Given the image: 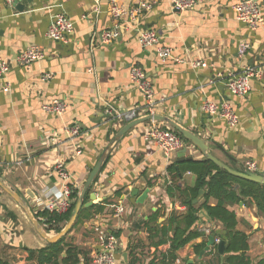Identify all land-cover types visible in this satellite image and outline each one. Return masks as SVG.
<instances>
[{
    "label": "crops",
    "instance_id": "obj_1",
    "mask_svg": "<svg viewBox=\"0 0 264 264\" xmlns=\"http://www.w3.org/2000/svg\"><path fill=\"white\" fill-rule=\"evenodd\" d=\"M15 1L0 0V49L11 64L9 91L0 80V174L35 212L42 210L45 193L60 187L55 170L58 161L65 163L69 184L81 191L104 149L127 121V116L116 120L115 112L129 115L143 107L145 97L130 79L133 66L144 69L151 80L160 103L158 113L205 137L210 151L230 167L241 169L254 162L257 172L264 173V81L254 79L246 96L231 95L225 84L245 66L264 69V24L251 30L238 20L233 6L240 0H199L187 10L161 0L144 12L139 24L126 19L121 36L108 45H101L99 36L114 26L110 0H100L98 12L94 0H20L22 8ZM119 1L132 7L139 0ZM255 1L264 14V0ZM62 12L74 23L66 43L47 37L50 24ZM137 26L155 30L159 45L172 48V56L164 61L156 46L142 47ZM242 41L250 43L243 55L238 51ZM32 45L41 46L45 57L30 68L18 64V54ZM194 60L207 65L194 67ZM46 72L53 74L51 79L42 78ZM222 99L229 100L238 113L236 127L203 111L206 101ZM55 100L68 105L62 115L42 108ZM148 122L121 138L96 182L92 190L97 194L95 204L104 205L103 211L85 218L66 235L68 243L90 251L91 256L98 247L95 220L107 231L120 234L116 264H128L130 242L138 246L142 264L160 258L170 248L169 243L149 247L148 233L141 226L157 209L165 215L186 209L173 202L165 188L170 182L168 167L181 155L175 152L167 157L153 141L145 140L143 130ZM68 126H78L80 134L71 136ZM50 134L55 135L54 140L46 138ZM186 156L205 158L191 144ZM195 182L196 175L186 172L181 184L193 186ZM203 201L202 195L197 203ZM216 203V199L210 200V204ZM115 204H122L125 214L117 216ZM230 209L236 212L237 228L249 234L248 255L257 264L264 257V217L255 205L240 203ZM202 218L201 229L213 224ZM203 240L199 237L180 249L177 264L201 259L203 256L196 257L195 245ZM48 244L25 210L0 189V258L12 264H35L28 259L29 250Z\"/></svg>",
    "mask_w": 264,
    "mask_h": 264
},
{
    "label": "trees",
    "instance_id": "obj_2",
    "mask_svg": "<svg viewBox=\"0 0 264 264\" xmlns=\"http://www.w3.org/2000/svg\"><path fill=\"white\" fill-rule=\"evenodd\" d=\"M180 136L182 135L180 134ZM185 141L189 143L187 140ZM186 172H192L196 175V182L193 186L181 184ZM168 173L170 174V182L165 187L166 192L173 202H180L186 209L174 211L170 215H165L161 209H157L143 221L141 228L148 233L149 247L159 248L163 244H170L167 252L161 254L158 259L154 258L149 264H177L178 251L195 239L204 237L201 243L195 245V253L198 258L205 250L211 236L219 237L225 241L223 255L219 253L217 244L214 243L201 259H196L193 262L184 259L182 263L253 264L248 255L249 234L237 228L239 221L236 212L231 210L230 206L241 202L255 205L258 214L264 217V184L234 176L206 158L175 161L169 165ZM71 190V197L76 200L80 190L72 184ZM201 190L204 191V201L200 204L195 203L194 200L200 195ZM90 192L91 190L86 194V200L89 199ZM211 199H216L217 203L215 205L210 204ZM74 204L75 202L70 210L64 213L47 209L34 211V213L47 232L57 233L65 226ZM103 209L104 205L101 204L82 208L73 229L85 218L91 219ZM202 210L207 211L208 220H212L214 225L209 233L199 227L204 220L200 216ZM161 217L165 219L160 221ZM112 233L116 237L120 236L117 231ZM66 238L67 236H64L59 241L49 243L41 249L29 250L28 259L34 261L35 264H91L90 251H86L76 244L68 243ZM137 248L138 246L132 242L128 245V264H142ZM0 264L12 263L0 258ZM257 264H264V257Z\"/></svg>",
    "mask_w": 264,
    "mask_h": 264
},
{
    "label": "built area",
    "instance_id": "obj_3",
    "mask_svg": "<svg viewBox=\"0 0 264 264\" xmlns=\"http://www.w3.org/2000/svg\"><path fill=\"white\" fill-rule=\"evenodd\" d=\"M160 1L161 0H139L134 6L126 7V5L119 0H110L109 13L114 20V26L105 29L100 33L99 43L101 45L113 43L121 36L124 30L123 28H126V25L124 24L126 19L132 24H139L140 18L144 12L152 9V7ZM198 1L199 0H170L172 6L178 10L193 9ZM94 2V10L95 12H98L100 0H94ZM233 9L236 13L237 19L246 24L251 30H257L264 24V14L261 11L259 3L255 0H240L233 6ZM136 29L142 47L156 46L159 57L164 61L172 56V48L159 45L160 36L155 30L140 28V26H137ZM73 31V21L67 13L62 12L59 13L55 20L50 24L47 31V37L54 41L66 43L68 42L69 35ZM249 48L250 43L242 41L239 44L238 51L243 55ZM44 57V49L39 45H32L18 54L16 60L18 64L30 68L34 62L41 60ZM191 64L194 67L207 65L206 62L200 60H194ZM10 70L11 64L9 60L3 56L0 49V80L5 81L2 86L5 91L10 90V83L7 79ZM52 76L53 74L50 72L42 74L44 80H49ZM219 76H221V74ZM130 79L132 84H134L145 97V104L143 107L133 110L132 113L136 116L158 113L160 103L155 97L152 82L148 78L144 69L139 66H133L131 68ZM254 79L264 81V69L248 65L243 68L241 73L231 74L225 84L231 95L246 96L252 89V81ZM67 106L68 105L65 101L55 100L50 103H45L42 108L46 112L62 115L66 111ZM202 109L210 115L224 118L230 127H236L240 121V117L233 104L226 99H222L220 102L206 101ZM109 112L111 113V111ZM114 115L116 120L122 121L128 114L126 112H115ZM66 131L74 137L80 134V128L78 126H68L66 127ZM54 136V134H50L47 135L46 138L54 140ZM143 137L145 140L153 141L167 157H171L175 152L188 149V146H190V144L187 143L171 126L154 120L148 122L145 126ZM77 152L80 153L81 151L78 149ZM248 169L256 172L257 166L254 162H249ZM55 170L60 180V187L57 188L55 186L48 190L45 193L44 198L41 199L40 205L42 209L64 213L70 210L76 200L71 197V184L68 182L69 172L66 169L65 163L63 161H58L55 164ZM112 207L117 216L125 214L126 208L122 204H115ZM93 223L98 247L91 256V264H116L117 254L120 249L119 238L112 232L107 231L106 227L100 221L98 224L95 223V221ZM213 226L214 225L212 224L203 230L206 233H209ZM220 241L221 239L219 237L215 238L216 244Z\"/></svg>",
    "mask_w": 264,
    "mask_h": 264
},
{
    "label": "water",
    "instance_id": "obj_4",
    "mask_svg": "<svg viewBox=\"0 0 264 264\" xmlns=\"http://www.w3.org/2000/svg\"><path fill=\"white\" fill-rule=\"evenodd\" d=\"M20 0H16L19 4ZM19 8H22V5H18ZM126 123L122 125L115 133L113 139L109 142V144L104 149L103 153L97 160L96 164L90 171L83 188L79 192V196L75 201L73 210L69 216V219L67 220L65 226L63 229L57 233L47 232L43 225L40 223L38 218L36 217L34 210L31 208V206L28 204L26 199L12 186H10L6 180L0 175V187L8 193L26 212L29 219L34 224L35 228L37 229L38 233L48 241V243H55L62 239L64 236L68 235L69 232L73 229L75 226L79 215L81 213L82 208H90L95 204V201L97 199L96 192L92 191L94 189V186L96 182L98 181L104 167L109 161L110 155L113 152L114 148L118 144V142L121 140V138L132 128L135 126L145 123L148 121H158L165 123L169 126H171L174 130L178 131L185 140L189 142V144L193 145L202 155L211 161H213L219 168L224 169L231 173L234 176L241 177L243 179H247L250 181L258 182L261 184H264V173H259L252 171L248 169V167L243 166L241 169H235L230 167L228 164L220 160L218 157H216L211 151H210V143L209 141L201 136L196 131L189 129L188 127H185L184 125L180 124L178 121L173 119L172 117L160 113L155 114H145L141 116H136L134 113H131L127 115ZM180 152L181 157H179L177 160L182 161L185 159L192 160L193 156H186V149H183ZM89 194V200L86 201V194L88 191H90ZM204 191H200V195L194 200L195 203L198 202V200L202 197ZM148 194V191L144 194V196ZM242 203V202H241ZM257 208V206H255ZM201 217H205L206 219L209 218L208 213L206 210H202L200 213ZM212 222V220H210ZM95 223H99V220H95ZM215 243V237L211 236L210 240L208 242V246L205 248V250L202 251L200 254V257L203 256V254L209 250L210 246ZM218 251L221 255L224 253L225 249V241L221 240L218 244ZM126 260H127V253L124 254ZM189 262H193V260H189Z\"/></svg>",
    "mask_w": 264,
    "mask_h": 264
},
{
    "label": "rangeland",
    "instance_id": "obj_5",
    "mask_svg": "<svg viewBox=\"0 0 264 264\" xmlns=\"http://www.w3.org/2000/svg\"><path fill=\"white\" fill-rule=\"evenodd\" d=\"M0 189H2L1 187H0ZM55 234V233H54Z\"/></svg>",
    "mask_w": 264,
    "mask_h": 264
}]
</instances>
